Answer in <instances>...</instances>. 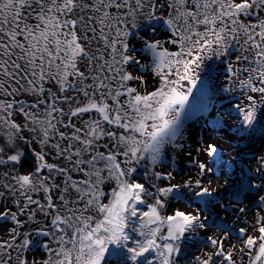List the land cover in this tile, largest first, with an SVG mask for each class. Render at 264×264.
<instances>
[{
    "label": "snow or ice",
    "instance_id": "6c2138e0",
    "mask_svg": "<svg viewBox=\"0 0 264 264\" xmlns=\"http://www.w3.org/2000/svg\"><path fill=\"white\" fill-rule=\"evenodd\" d=\"M206 61L227 115L252 126L264 0H0V264H181L183 242L210 227L192 201L213 203V168L191 150L182 182L157 165L193 89L208 95ZM255 161L236 203L220 204L241 225L235 242L217 225L186 264H264Z\"/></svg>",
    "mask_w": 264,
    "mask_h": 264
},
{
    "label": "bare ground",
    "instance_id": "6f19581e",
    "mask_svg": "<svg viewBox=\"0 0 264 264\" xmlns=\"http://www.w3.org/2000/svg\"><path fill=\"white\" fill-rule=\"evenodd\" d=\"M209 63L214 70L212 79L208 80L207 70L201 73V80H208L207 97L199 91L200 84L193 89L188 104L185 106L186 117L184 118L181 135L174 143L165 145L162 162L157 165V168L161 171H173L177 177V182H182L183 178L196 171L190 167V159L187 155L188 151L191 150L201 161L208 163L213 168V173L203 178L205 182L211 180L212 186L217 189L212 198H205L212 200L213 203L205 206L199 205L198 201H192L194 207H199L201 215L209 218L206 223L210 227L206 230H200V232L190 236L187 241L183 242L184 255L181 257V264H186L189 258L198 253L200 240L212 234L217 225L224 231L231 233L229 239L235 242L233 229H238L241 225L235 221L234 215L231 212H225L220 204L236 203L228 192L239 190L244 183L255 179L254 176L250 177L249 173L254 172L256 168L255 157L264 154V143L258 141L251 143L242 136L248 134L250 130H254L258 124L263 123L264 112H257L252 126L244 125L237 116L227 115L230 111V101L225 98L223 93H217V89L223 84V73L219 70L217 62L206 61V64ZM217 76H220L221 79L217 80ZM218 121L220 125L226 122L228 127L223 129L218 125ZM201 139L204 141L205 146L207 143H214L218 146L220 151L215 159L207 157L206 153H195L197 145L193 143V140ZM181 143L184 145L183 148L176 146ZM190 145L191 149L189 148ZM175 162L177 167L180 166L178 170H176ZM216 174L218 175L216 176ZM173 203L179 202L173 201ZM109 264H116V259L110 257Z\"/></svg>",
    "mask_w": 264,
    "mask_h": 264
},
{
    "label": "rangeland",
    "instance_id": "374dc122",
    "mask_svg": "<svg viewBox=\"0 0 264 264\" xmlns=\"http://www.w3.org/2000/svg\"><path fill=\"white\" fill-rule=\"evenodd\" d=\"M260 126H263V127H260ZM263 128H264V121L260 125L258 124L254 130H250L248 132V134L246 133V134H243L242 136L246 139V141L251 142V143L257 142V141L259 143H264V129ZM256 129H258V130H256ZM175 158L177 159V156ZM176 159H175V161H176ZM178 160H180V159H178ZM175 165H176V170H178L180 168V166L177 167V163L176 162H175ZM217 175L218 174H216V176ZM236 191H238V190L236 189L234 191H230V192L227 191V192L230 193V195L232 197V194L234 192H236ZM213 222H211V223H213Z\"/></svg>",
    "mask_w": 264,
    "mask_h": 264
}]
</instances>
